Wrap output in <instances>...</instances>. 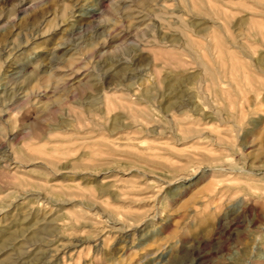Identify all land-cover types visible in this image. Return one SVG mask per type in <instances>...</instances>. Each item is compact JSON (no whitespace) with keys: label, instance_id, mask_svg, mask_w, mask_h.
I'll use <instances>...</instances> for the list:
<instances>
[{"label":"rangeland","instance_id":"1","mask_svg":"<svg viewBox=\"0 0 264 264\" xmlns=\"http://www.w3.org/2000/svg\"><path fill=\"white\" fill-rule=\"evenodd\" d=\"M0 264H264V0H0Z\"/></svg>","mask_w":264,"mask_h":264},{"label":"bare ground","instance_id":"2","mask_svg":"<svg viewBox=\"0 0 264 264\" xmlns=\"http://www.w3.org/2000/svg\"><path fill=\"white\" fill-rule=\"evenodd\" d=\"M28 221H29V220H28ZM36 232H37V231H36ZM36 234H37V233H36ZM3 239H4V238H3ZM3 239H2V240H3ZM11 241H12V240H11ZM4 243H5V242H4Z\"/></svg>","mask_w":264,"mask_h":264}]
</instances>
